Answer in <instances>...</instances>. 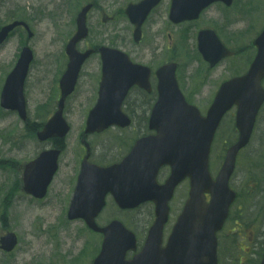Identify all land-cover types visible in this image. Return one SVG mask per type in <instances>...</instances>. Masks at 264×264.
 <instances>
[{"label":"rangeland","instance_id":"rangeland-1","mask_svg":"<svg viewBox=\"0 0 264 264\" xmlns=\"http://www.w3.org/2000/svg\"><path fill=\"white\" fill-rule=\"evenodd\" d=\"M87 0H2L0 3V19L6 20L9 13L17 8V2L30 6L28 12L31 14V23L35 35L31 41L33 47L40 56L48 57L49 52H62L76 31L75 18ZM91 1V0H89ZM124 0H100L103 8H108L111 4L112 10L118 9ZM259 11L263 13L264 0H257ZM84 3V4H83ZM83 4V5H82ZM252 4V0H238L236 6L230 10L218 6L208 15H205L203 20L195 27L190 26V31L180 30L173 32L165 18V7L160 8L153 16L152 20L146 28L145 39L140 45H135L131 42V25L123 14H120L118 20L114 23H104L100 17V10H93L90 14L91 24V39L88 42L80 43L79 47L84 49L87 44H108L112 39L125 37L128 40L127 47L135 56L143 60L145 63L158 65L171 57H176L181 62V78L184 88L189 96L196 103L206 106L210 98L217 88L218 83L233 74L242 71L250 61L254 49L253 46L248 47V43L243 40L250 36V31L245 28V23L242 20L241 9L248 8ZM81 9V8H80ZM232 16V17H230ZM204 25H209L216 28L222 35L223 30H232L234 39L227 42L235 48H245L240 51L238 56L231 61L225 62L216 70L208 69L207 65L200 59L197 53L196 32ZM195 27V28H194ZM156 29V30H155ZM234 31L237 33L234 34ZM115 33H119L113 36ZM255 33L251 34L250 42L253 40ZM171 39H174V43ZM20 45V35H14L5 47L0 48V57L2 61L12 60L17 53ZM155 48V53L152 55V49ZM50 58H47L49 60ZM91 67H87L89 71ZM98 78L99 64L96 63V68H92ZM6 72H0V95L6 79ZM41 73H37L36 75ZM85 75V72H84ZM83 75V76H84ZM34 86L32 80V87ZM43 91L47 90L45 84L42 85ZM34 94H37L38 89H33ZM83 93L74 99L71 108V121L73 125L72 139L69 142V148L65 155L61 171L57 178L59 180L68 178L76 171L80 147L77 142V136L83 131L85 126L84 115L89 107L90 95L93 92L88 86L81 89ZM41 97V96H40ZM85 104V105H84ZM37 112L36 107H32V113ZM234 113H230L227 117L228 124H224L219 138L215 143V153L213 162L215 164L214 172L218 170L222 162V149L231 138L232 134H228V128L232 124ZM5 118V117H4ZM8 119H0V128L10 120V129L16 133H24L26 128L20 118L15 115H9ZM37 119V118H34ZM228 126V127H227ZM144 129L142 122H136L133 130L129 132L116 131L110 134L101 136H92L95 144L94 158L100 163H111L119 160L126 152L125 144L131 134H136ZM254 143V144H253ZM252 145L244 150L247 151L246 159L244 153L240 157V162L232 183L240 195L244 196L238 202L240 213L236 212L229 222L226 233V249L224 251L225 264H254L252 260H257L264 249V110L260 117L258 130ZM8 144H3L0 141L1 157L12 156L20 160L28 157V153L21 152L13 153L6 150ZM2 151L5 153L1 154ZM218 167V168H217ZM15 174V173H14ZM6 172L0 171V179L4 181ZM59 183V181H58ZM57 183V184H58ZM10 184V183H9ZM65 184H63V187ZM184 185L182 188H185ZM9 187H5V191ZM14 193V192H13ZM183 192H179L175 198V211H178L183 203ZM1 198V197H0ZM178 198V199H177ZM177 199V200H176ZM247 201V204L245 203ZM15 206L11 210L12 218H15L17 231L22 235L21 248L25 252L27 245L32 243L38 245V239L32 235L39 236L36 232V225L41 224V219L49 218V209L47 206H31L29 200L18 194L14 200ZM246 204L245 205H243ZM237 210V209H235ZM238 211V210H237ZM52 213V212H51ZM113 214V211H110ZM51 215V214H50ZM109 215L106 211L105 216ZM114 215L121 218V213L115 210ZM135 222L131 220L132 226L142 227L147 222L146 215L143 209L134 215ZM74 229L71 233L64 232L62 238L66 243L62 246L64 250L70 247V240L80 245L82 254L80 258L90 262L99 246V238L90 234L84 227L72 224ZM234 231V232H233ZM225 233V232H224ZM224 233H221V241L224 240ZM228 234V235H227ZM240 248L245 250L241 251ZM22 253V252H21ZM22 264H27L29 258L27 255H20ZM52 264H61L53 262ZM66 264H70L66 262ZM79 264V263H78Z\"/></svg>","mask_w":264,"mask_h":264},{"label":"water","instance_id":"water-1","mask_svg":"<svg viewBox=\"0 0 264 264\" xmlns=\"http://www.w3.org/2000/svg\"><path fill=\"white\" fill-rule=\"evenodd\" d=\"M75 65H71L70 69H69V73H71L74 69H75ZM48 131V134H46V136H51L52 134H54L55 132L56 133H60L61 135L65 134L66 131H67V128L65 127L64 123L60 120V119H57L55 122H54V125L51 129H47ZM51 170V169H50ZM84 175V174H83ZM82 175V181H81V184H84V177ZM77 208L74 207L73 208V211H76ZM151 251V248H149L147 250V252L149 253Z\"/></svg>","mask_w":264,"mask_h":264}]
</instances>
